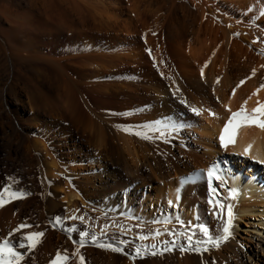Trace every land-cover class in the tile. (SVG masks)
Listing matches in <instances>:
<instances>
[{"label": "bare ground", "instance_id": "bare-ground-1", "mask_svg": "<svg viewBox=\"0 0 264 264\" xmlns=\"http://www.w3.org/2000/svg\"><path fill=\"white\" fill-rule=\"evenodd\" d=\"M232 1L243 9L247 2L259 0ZM206 7L199 4L195 12L186 8L183 17H177V31L162 34L183 75L168 54L166 63L159 59L162 77L153 73L143 79L131 78L110 85L113 90L108 92L74 84L70 95H56L54 88L46 91L44 83L34 86L31 80L33 86L27 84L29 71L23 74L14 63L15 57L24 61L33 53L34 28L20 20L4 31L0 22L4 46L0 60L12 76L0 89V121L12 117L23 121L20 108L7 100L10 95L18 106L31 110L34 123L26 127L12 121L8 128L5 122L0 126V192L7 187L25 193L24 203L7 202L5 197L0 207V242L7 239L21 252V264H50L57 252L66 255L69 251H74L72 264H80L79 255L84 264L89 258L103 264H136L125 250L122 254L108 248L95 252L82 248L78 237H64L57 223L61 212L66 221L83 220L90 227L104 230L112 224V231L116 227L150 246L172 247L175 241L177 246L167 254L171 264H264V130L255 126L240 129L235 144L227 149L219 141L232 112L242 106L251 112L264 104V47L253 42L264 43V34L251 36L244 24ZM25 27L32 35L20 47L18 35ZM23 84L26 99L17 89ZM122 101L128 105L124 116ZM48 116L57 117L55 123L42 120ZM60 137L79 142L69 149V140L64 144ZM249 145L251 152L245 155ZM213 164L224 180L221 184L213 179L215 193L207 177ZM21 175L27 179L34 175L38 184L39 220L30 211L35 197L26 195ZM124 175L138 178L147 191L127 194L119 202L96 204V199L123 188ZM232 189L238 190L235 199L229 195ZM217 201L233 205L232 236L221 240L219 248L209 245L208 251H182L179 245L187 248L188 242L181 233L194 232L193 240L205 239L197 225L207 226L214 238L224 235L227 210L221 213ZM92 208L97 212L91 213ZM34 220L39 223L37 228ZM38 232L44 236L35 248L19 247L28 243L24 237ZM141 236L148 239L141 240ZM82 251L90 257L85 258Z\"/></svg>", "mask_w": 264, "mask_h": 264}, {"label": "rangeland", "instance_id": "rangeland-1", "mask_svg": "<svg viewBox=\"0 0 264 264\" xmlns=\"http://www.w3.org/2000/svg\"><path fill=\"white\" fill-rule=\"evenodd\" d=\"M181 1L0 0V22H2L1 28L4 31L10 29L11 23L15 25L14 22L20 20L28 21L31 27L34 28L35 32L33 35L29 29L27 30V27L19 32L20 47L26 43V39L31 35L35 39V44H32L33 53H31L29 58L24 61H19L15 57L14 65L16 68L21 66L23 74L24 71H29L27 74V84L29 86H42L44 83L46 91L52 92L53 89L51 88H54L53 93H56V95L58 93L64 95L72 94L74 92V84L91 91L104 92L105 90V92H108L113 90L110 85L117 83L124 84L131 78L143 79L153 73L158 77H162V72L159 68V59L162 58L165 61L164 63H166V56L168 54L176 63L177 68H179L177 71L181 75L182 71L180 65H178L180 63H177V60L173 57L174 54L172 53L173 51L169 40L162 34L177 31V27L179 28L180 26L178 21L183 17L182 14L185 10L187 11L189 8L190 11L195 12L194 10L199 4H205L209 12L221 13L240 24H244L251 36L257 35L261 38L264 34V0H259L258 2L249 1L243 9L237 8L236 3H233L232 0ZM240 3H243V0H240ZM6 17L10 20L5 19ZM252 31L253 33H251ZM1 40L0 54L4 52L3 42ZM253 42L264 47V43L261 41L258 43L256 39H253ZM3 64V61L0 60V89L12 80V76L2 67ZM21 82L24 83V81ZM40 83L42 84L39 85ZM23 87L24 84L18 86L17 89L21 93V96L24 95L23 99H26L25 91L23 93L22 90ZM56 95L54 94L52 97L54 98ZM7 100L11 106L16 105L20 108L23 121L20 122L12 117L8 121H3L5 122V127L8 128L9 126L7 124L12 121L17 126H23L25 124L26 127L30 124L33 126L31 110L18 106V103L10 95H7ZM121 106L120 108L124 110H122L124 116L126 114L125 112H127L128 105L125 101H122ZM52 107L54 105L50 108L53 109L52 111L54 113H57L56 107ZM42 120L53 124L57 120V117L48 116ZM3 122L0 121V126H2L1 124ZM0 136V138H3V130L1 127ZM59 139L64 141V144L66 140H69L67 142L69 149L70 147L71 149L74 148L77 142H79L77 138L66 139L65 137H60ZM64 153L66 154V151H63ZM21 177L25 183L26 195L31 194L35 197V205L31 204L30 211L33 212V215L35 214L37 216L34 218L39 220L42 205L39 195L37 196L38 184L35 182L34 175L31 176V181L27 179V175H21ZM122 184H125L122 189L116 190L109 196H102L96 199V204L101 203L100 205L102 206L103 203L106 204V202L112 199H117V202H119L118 199L125 197L127 194H135V192L144 194L147 191L146 188L141 186V181L138 178L134 179L124 175ZM24 200L25 198L17 199L20 203H24ZM16 207L17 211L18 205ZM95 212L97 211L92 208L91 213ZM91 213L86 212V215L93 216ZM125 217L129 219L132 216L131 214H126ZM35 220L33 226L37 228L39 223H36L37 221ZM57 220H59L58 227L61 229L60 232L66 238L74 236L78 237L81 241V232H87L89 234L84 238L82 248L90 247L95 252L102 251L101 247H97L92 242V237H96L97 241L101 244L111 245L113 243L112 245L122 249V251L125 250L136 264H161L162 261H164V264H171V261L167 258L169 251H165V247L150 246L140 241L132 240L129 238V235L126 233L123 234V231L117 230L116 227L112 231V224H109L108 229L106 228L104 230L98 226L90 227L87 224L85 225L83 220H77L80 222H76V220H70L71 222L66 221L65 214L62 212L57 215ZM70 228L75 229V231L69 232L68 229ZM137 248H143L145 251L141 255H137ZM172 250L174 249L172 248ZM153 251L156 252V255H152ZM82 254L85 258L87 255H90L84 251H82ZM66 255H69L68 264H72L75 258L73 256L74 251H69ZM53 257L55 259L56 256ZM97 257L93 256V258ZM91 260L89 258L85 261L87 264H103L101 261L99 262L92 258Z\"/></svg>", "mask_w": 264, "mask_h": 264}, {"label": "snow or ice", "instance_id": "snow-or-ice-1", "mask_svg": "<svg viewBox=\"0 0 264 264\" xmlns=\"http://www.w3.org/2000/svg\"><path fill=\"white\" fill-rule=\"evenodd\" d=\"M218 82V81H217ZM243 83V82H242ZM264 88V86H262ZM259 91V90H257ZM235 93H233L234 95ZM247 104V101H245V105ZM197 115L200 114V111L198 109L193 108L192 109ZM231 112V109H229ZM214 115V114H213ZM258 127L261 130H264V104H260L259 107L253 109L251 112H249L246 107L242 106L238 111L232 112L231 117L228 119L227 123L225 124L220 136V146L227 149L229 145H234L236 142V137L238 135V132L240 129L245 127ZM251 152V145H249L247 148L244 149V154L249 155ZM209 187L212 189L213 193L216 192V188L212 187V181L213 179L220 181L221 184L224 183L223 177L219 175V169L216 164H213L212 167L207 172ZM230 197L232 199H235L238 195V190L232 189L229 193ZM5 197H7V202H11L13 199H23L25 198V193L18 192V191H10L9 188H4L3 192H0V207H3L5 204ZM216 203L219 204L217 201ZM219 208L221 210V213L225 210H227V221L223 228L224 235L219 238H214L209 231V228L205 225H197L199 230L203 233V236L205 239H196L193 240V236L195 233L193 232L191 235H188L186 233H181V236H186L188 247L185 248L184 245H179L182 251H196V252H203L208 251V246L219 248L221 240L227 241L231 236V228L233 227V221L235 219L234 213H233V205L232 204H219ZM219 216V214H218ZM57 223H59V220H57ZM26 227L25 225H21L20 228ZM19 231V229H17ZM69 232L75 231V229H68ZM89 234L87 232H81V241L80 244L83 246L84 244V238L87 237ZM157 235H160L159 232H157ZM44 236L43 232L33 233L31 235H28L24 237L25 241H28L27 244L21 243L19 245L20 248H35L37 243L40 242L41 238ZM141 240H146L148 237L141 236ZM92 242L96 244L97 247L101 248H108L112 251H122L120 248H115L112 245H105L101 244L97 241L96 237H92ZM177 246L175 241L172 242V247ZM172 247H165V251H171ZM145 249L143 248H137L136 254L141 255L142 252H144ZM79 255V253H77ZM162 254V253H161ZM152 255H156V252L153 251ZM24 259V256L16 250L15 246L9 241L4 240L3 242H0V264H21V261ZM80 264H84V257L82 255H79ZM69 257L67 255H61V253L57 252L55 259H53L50 264H68Z\"/></svg>", "mask_w": 264, "mask_h": 264}]
</instances>
